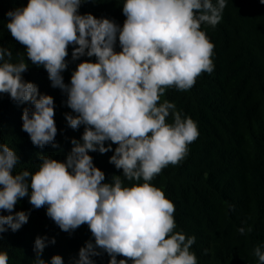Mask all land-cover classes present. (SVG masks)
Masks as SVG:
<instances>
[{"label": "clouds", "instance_id": "obj_1", "mask_svg": "<svg viewBox=\"0 0 264 264\" xmlns=\"http://www.w3.org/2000/svg\"><path fill=\"white\" fill-rule=\"evenodd\" d=\"M84 2L27 0L26 6L5 13V27L24 46L27 60L42 66L51 87L66 95L74 114H65L68 127L83 126V133L79 141L70 140L63 162L41 156L33 173L14 174L17 154L0 143V211L7 213L0 215V233L15 232L27 222L25 212L13 214L18 200L27 196L33 208L46 206V216L63 232L87 225L92 241L84 243L71 264H94L93 257L101 253L109 257L108 264H197L190 251L195 237L174 232V205L150 182L168 165L181 162L199 135L190 117L160 98L167 88L187 91L201 73L213 72L214 45L200 26L214 28L226 0H123L122 26L79 14ZM117 43L119 51L114 50ZM69 46L73 61L94 57L95 62L77 64L65 84L61 73ZM11 61L12 52L0 47V94L31 104L22 110L21 130L32 145L56 147L52 97L23 79L28 68L23 59ZM109 151L108 162L126 180L142 183L124 186L119 176L102 183L104 174L88 153ZM237 231L243 235L246 229ZM54 243V238L37 236L33 264H64L59 255L41 259L44 248ZM253 255L264 264V244ZM8 259L0 251V264Z\"/></svg>", "mask_w": 264, "mask_h": 264}, {"label": "trees", "instance_id": "obj_2", "mask_svg": "<svg viewBox=\"0 0 264 264\" xmlns=\"http://www.w3.org/2000/svg\"><path fill=\"white\" fill-rule=\"evenodd\" d=\"M26 4L27 0H0V47L12 52L11 62L23 59L28 64L23 79L33 83L39 94L52 97L57 133L56 147L32 145L21 130L22 110L31 104H17L7 94H0V143L17 154L14 174L35 172L41 156L63 162L72 147L70 140L79 141L83 133V126L73 130L67 125L65 114H74L65 104L66 95L51 87L43 67L27 60L24 46L5 27V13ZM122 4L123 0H85L78 13L107 18L122 26ZM200 28L214 45L213 72L201 73L187 91L167 88L160 98L190 117L199 135L188 145V154L181 162L162 169L150 183L174 205V232L195 237L190 251L195 253L197 264H258L253 249L264 244V5L259 0H226L220 22L214 28L206 24ZM114 50L119 51L118 43ZM67 52V67L61 73L65 84L77 64L95 62L94 57L73 61L71 46ZM167 122H172L171 115ZM88 154L104 174L102 183L111 182L114 176H119L124 186L142 183L126 180L121 170L108 162L111 151ZM17 211L27 214V222L15 232L0 233V251L7 252L8 264H33L37 236L55 240L44 248L41 259L47 262L59 255L64 264H71L84 243L92 241L86 224L63 232L46 216V206L33 208L27 196L18 200L13 214ZM6 214L0 211V215ZM240 227L246 229L245 234L238 233ZM108 259L104 253L93 257L94 264H108ZM119 259L123 257L117 256Z\"/></svg>", "mask_w": 264, "mask_h": 264}]
</instances>
